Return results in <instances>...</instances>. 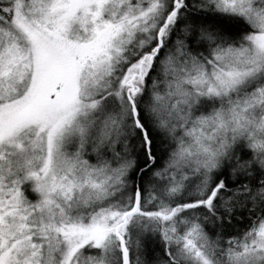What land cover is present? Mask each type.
<instances>
[{
  "label": "snow or ice",
  "instance_id": "snow-or-ice-1",
  "mask_svg": "<svg viewBox=\"0 0 264 264\" xmlns=\"http://www.w3.org/2000/svg\"><path fill=\"white\" fill-rule=\"evenodd\" d=\"M0 264H264V0H0Z\"/></svg>",
  "mask_w": 264,
  "mask_h": 264
}]
</instances>
